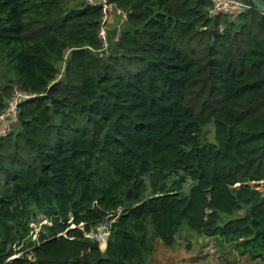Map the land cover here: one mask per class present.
<instances>
[{
  "label": "trees",
  "instance_id": "obj_1",
  "mask_svg": "<svg viewBox=\"0 0 264 264\" xmlns=\"http://www.w3.org/2000/svg\"><path fill=\"white\" fill-rule=\"evenodd\" d=\"M111 1L126 18L99 56L100 6L0 0V112L14 88L34 94L0 137V264H150L182 227L264 263V14ZM101 225L103 250L87 234Z\"/></svg>",
  "mask_w": 264,
  "mask_h": 264
},
{
  "label": "rangeland",
  "instance_id": "obj_2",
  "mask_svg": "<svg viewBox=\"0 0 264 264\" xmlns=\"http://www.w3.org/2000/svg\"><path fill=\"white\" fill-rule=\"evenodd\" d=\"M199 40L200 39L197 36L195 40L188 44L189 48L196 47L198 49L197 58H201L204 55V50L200 48L201 44L199 43ZM244 43L245 37H240V44L244 45ZM202 63L203 60L201 61L200 66H202ZM58 68L59 73H62V61L58 62ZM0 71H2V67H0ZM200 71L202 72L199 76V80L189 93V100L195 104V108L199 112L204 106H206L208 110L211 109L213 98V95H208L210 84L208 83L205 88L206 79H204L203 76V69H200ZM73 76L74 74L71 73V77ZM205 99L206 101L204 102V105H202L201 102ZM203 132L208 141L215 142V128L213 124L208 123L203 128ZM36 220L38 223L33 220L31 221V225L35 226V229H38L39 224L46 221L43 215H38ZM74 226V224H71L69 228ZM78 226L79 228H83V224H79ZM100 228L101 226L97 228L95 233L88 232V236L96 237L102 234L107 236L106 229L103 232ZM35 229L33 237L36 236ZM63 234L65 233L63 232ZM98 242L99 247L103 250L105 248V241L104 245H102L103 241L98 237ZM25 253L29 256L32 255V252L29 249ZM147 258L150 264H264L259 260H248L247 257L239 255L231 244L225 243L220 238H215L209 235H200L195 231L188 230L184 227L180 228L172 246H166L160 241H156L152 255H148Z\"/></svg>",
  "mask_w": 264,
  "mask_h": 264
},
{
  "label": "built area",
  "instance_id": "obj_3",
  "mask_svg": "<svg viewBox=\"0 0 264 264\" xmlns=\"http://www.w3.org/2000/svg\"><path fill=\"white\" fill-rule=\"evenodd\" d=\"M86 4L96 7L100 6L101 14L98 28V37L100 39V47L97 49L98 55L103 56L109 45L108 30L114 25L116 15L114 10L118 11L120 17L119 24L126 18V11L121 10L111 0H84ZM212 3L213 12H233L242 11L249 8V4L242 0H210ZM114 9V10H113ZM118 24V25H119ZM33 93H28L20 89L14 88L11 95L6 101L3 110L0 112V137L7 134L12 124L16 121L19 115V104L22 100L33 96ZM264 191V189H262ZM101 231H105V225H101Z\"/></svg>",
  "mask_w": 264,
  "mask_h": 264
},
{
  "label": "water",
  "instance_id": "obj_4",
  "mask_svg": "<svg viewBox=\"0 0 264 264\" xmlns=\"http://www.w3.org/2000/svg\"><path fill=\"white\" fill-rule=\"evenodd\" d=\"M249 1L252 3V5L257 10H259L260 12H262L264 14V0H249ZM119 20H120V17L119 16H116L115 17V20H114V24L115 25H118L119 24ZM98 237L99 236H96L95 238L98 240ZM104 238H105V245H106V236Z\"/></svg>",
  "mask_w": 264,
  "mask_h": 264
},
{
  "label": "bare ground",
  "instance_id": "obj_5",
  "mask_svg": "<svg viewBox=\"0 0 264 264\" xmlns=\"http://www.w3.org/2000/svg\"><path fill=\"white\" fill-rule=\"evenodd\" d=\"M99 239L103 241L102 242V245H104L105 238H104V235L103 234L102 235H99Z\"/></svg>",
  "mask_w": 264,
  "mask_h": 264
},
{
  "label": "crops",
  "instance_id": "obj_6",
  "mask_svg": "<svg viewBox=\"0 0 264 264\" xmlns=\"http://www.w3.org/2000/svg\"><path fill=\"white\" fill-rule=\"evenodd\" d=\"M113 12H114V14H115L116 16L118 15V11H117V10H114Z\"/></svg>",
  "mask_w": 264,
  "mask_h": 264
}]
</instances>
